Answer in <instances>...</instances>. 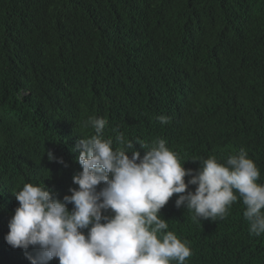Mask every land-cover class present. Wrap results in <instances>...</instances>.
<instances>
[{"label": "trees", "instance_id": "trees-1", "mask_svg": "<svg viewBox=\"0 0 264 264\" xmlns=\"http://www.w3.org/2000/svg\"><path fill=\"white\" fill-rule=\"evenodd\" d=\"M206 108L216 128L194 125ZM58 111L68 113L53 125ZM92 116L107 119L114 147L120 134L163 135L169 122L157 117L166 116L185 169L244 149L264 184V0H0L1 171L64 191L82 171L73 149L95 134L82 127ZM31 132L48 150L39 154ZM179 195L160 215L191 248L184 264H264V234H250L242 200L212 222L177 209ZM9 207L1 198L0 264H27L5 241Z\"/></svg>", "mask_w": 264, "mask_h": 264}, {"label": "clouds", "instance_id": "clouds-1", "mask_svg": "<svg viewBox=\"0 0 264 264\" xmlns=\"http://www.w3.org/2000/svg\"><path fill=\"white\" fill-rule=\"evenodd\" d=\"M66 113L58 111L52 124H59ZM212 117L207 108L195 110L193 123L208 127L212 121L216 128ZM157 119L162 125L169 122L163 135L131 141L120 134L116 141L122 147H114L113 139L103 136L107 119L89 117L82 127H91L95 134L81 135L73 149L79 152L82 171L66 180L64 191L22 181L14 175L20 168L0 169L8 176L0 177V199L10 205L5 241L25 250L27 264H184L191 248L165 231L168 221L160 215L175 194H180L177 209L192 210L194 218L212 222L225 218L230 206L242 200L250 234H264V184L257 183L261 172L248 153L240 149L223 162L216 156L194 159L203 167L185 169L173 149L169 118ZM25 139L39 154L48 150L40 132ZM47 156L50 162L65 164L51 151ZM185 177H190L187 183Z\"/></svg>", "mask_w": 264, "mask_h": 264}]
</instances>
